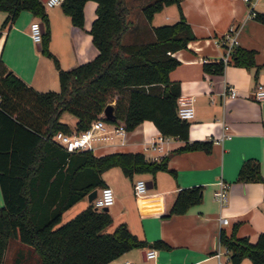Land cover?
<instances>
[{
	"label": "trees",
	"instance_id": "1",
	"mask_svg": "<svg viewBox=\"0 0 264 264\" xmlns=\"http://www.w3.org/2000/svg\"><path fill=\"white\" fill-rule=\"evenodd\" d=\"M85 1H61L75 24L84 25ZM96 2L89 31L97 53L63 67L49 46L51 26L44 0H0V9L7 11L3 26L22 8L31 9L44 22L41 48L53 58L60 79L59 88L39 90L0 57V185L4 198L0 203V264H7L6 251L14 246L27 247L17 257L20 264H99L134 246H168L162 237L149 242L139 236L127 221L105 229L112 214L108 207L95 205V196L63 221L62 214L105 184L102 172L111 165H119L130 177L143 170L174 171L168 166L172 151L211 147L212 138L190 139V121L177 111L181 84L169 75L180 61L176 49L195 36L181 0H140L143 24L135 22L131 14L135 5L128 0ZM171 2H177L179 18L151 24L154 12ZM254 14L264 22V11ZM255 54L256 48L234 44L227 60H206L202 66L214 72H223L226 62L252 66L256 65ZM108 102L114 104L113 116L106 117L109 120L131 128L151 118L162 133L177 134L184 143L156 159L142 150H69L54 138L59 129L85 128ZM66 109L77 117L74 127L62 118ZM237 178L264 180L259 160H243ZM202 195L200 183L163 191L159 194L162 215L185 211ZM219 238L230 250L232 264H239L245 256L249 264H264V228L255 240L248 234L239 235L236 225L230 233L222 228Z\"/></svg>",
	"mask_w": 264,
	"mask_h": 264
},
{
	"label": "crops",
	"instance_id": "2",
	"mask_svg": "<svg viewBox=\"0 0 264 264\" xmlns=\"http://www.w3.org/2000/svg\"><path fill=\"white\" fill-rule=\"evenodd\" d=\"M128 1L140 5L138 0ZM85 2L84 25L75 24L61 2L46 6L51 26L49 46L63 67H71L97 53L89 31L97 2ZM181 6L195 36L186 46L176 49L180 61L169 75L181 84L180 92L193 94L195 112L189 119L190 139L209 137L212 144L208 150L172 151L168 166L174 171L165 168L155 173L143 170L130 177L119 165L103 170L105 182L113 185L115 190V199L108 206L113 218L108 230L120 221H127L136 234L146 237L149 242L162 237L169 245L134 246L111 261L99 264H117L127 258L132 264H190L196 259L200 264H217L214 252L220 243L222 228L230 233L236 225L239 235L248 234L253 240L264 228V180L237 178L241 164L247 158H257L264 175V98H256L252 92L257 81L264 82V65L261 64L264 62V22L248 14L251 8L264 11V0H181ZM157 11L160 12L158 15ZM179 12L177 2L165 4L154 12L151 24L177 19ZM6 14V10L0 9V57L35 88H59L58 67L42 50L41 41H36L30 32L31 21L40 17L31 9L22 8L13 21L3 26ZM134 17L135 22H145L141 10ZM231 25L235 26L236 44L256 48V65L226 62L223 72L205 70L204 61L223 57L225 45L216 42L215 38L226 33ZM227 83L238 87L236 96L224 94ZM62 118L75 126L77 117ZM159 132L153 119L144 118L126 128L123 134H116L108 141H96L93 151L142 150L147 157L158 159L185 141L177 134H164V138L154 142ZM142 177L150 179L152 185L138 195L133 183ZM220 178L230 182L223 202L213 194ZM194 183L203 185L201 200L185 211L162 215L159 194ZM87 197L90 201L86 194L64 211H70L68 216L75 214L89 203ZM3 202L0 185V203ZM226 215L228 220L224 222L221 217ZM150 246L156 248L155 256L147 255L146 248ZM24 251L27 247L9 248L6 254L10 252V264H20L17 257ZM249 263L243 259L239 264Z\"/></svg>",
	"mask_w": 264,
	"mask_h": 264
},
{
	"label": "built area",
	"instance_id": "3",
	"mask_svg": "<svg viewBox=\"0 0 264 264\" xmlns=\"http://www.w3.org/2000/svg\"><path fill=\"white\" fill-rule=\"evenodd\" d=\"M62 0H44L46 6L59 3ZM255 9L251 8L248 14L255 15ZM235 26L231 25L226 33L215 38L216 42L225 45V53L223 58L227 60L231 53L232 46L236 44ZM30 32L32 37L36 41H41L42 28L41 20L36 18L31 21ZM229 38V40H228ZM256 98H264V82L257 81L256 86L252 90ZM224 94L227 96H236L238 94V87L233 83H227L224 88ZM178 114L184 118L190 119L193 117L195 112V104L192 93L180 92L177 96ZM125 122H115L106 118L104 110L102 113L92 118L90 124L81 130L76 131H65L62 129L57 130L54 133V138L65 146L69 150L82 149V148H93L96 141H108L115 137L116 134H123L126 129ZM230 135V133H228ZM164 138V133L159 132L157 137L154 138V142L158 139ZM219 185L213 190L214 197L220 202L225 200L227 190L230 182L227 179L220 178L218 180ZM134 191L136 194H142L147 188L148 184L144 177L137 178L134 181ZM115 199V190L113 185L110 183L102 184L98 189L94 197V203L98 206H109ZM222 221L226 222L228 216H222ZM148 256H155L157 254L156 248L150 246L146 248ZM230 250L224 246L221 241L216 247L215 254L217 255V264H232L229 255ZM117 264H132L130 259L119 260ZM190 264H200L198 259L194 260Z\"/></svg>",
	"mask_w": 264,
	"mask_h": 264
},
{
	"label": "rangeland",
	"instance_id": "4",
	"mask_svg": "<svg viewBox=\"0 0 264 264\" xmlns=\"http://www.w3.org/2000/svg\"><path fill=\"white\" fill-rule=\"evenodd\" d=\"M134 1H137V0H134ZM139 2H140V0H138ZM133 12H135L134 14L135 15H138V13L140 14V9H139V6H137V5H135L134 6V11H132V15H133ZM160 12H156V15H158ZM155 17H157V16H155ZM156 20V18L154 19V21ZM64 118L65 117H68V118H70V119H73V118H75L76 117V115L73 113V112H71L70 110H68V109H66V110H64V112H63V115H62ZM87 203L89 202V199H88V197H87ZM84 207V206H83ZM68 212H70V211H64L63 212V214H62V218H61V221H63V220H65V219H67V218H69L70 216H68ZM76 213V212H75ZM72 215H74V214H72ZM71 215V216H72ZM108 227H109V225L108 226H106V228L105 229H107L108 230ZM11 244H15V243H11ZM244 260H249L250 261V258L248 257V256H245L244 258H243ZM243 261V260H242ZM245 262V261H244ZM6 263L7 264H10L11 263V257H10V252L8 253V256H7V259H6Z\"/></svg>",
	"mask_w": 264,
	"mask_h": 264
},
{
	"label": "water",
	"instance_id": "5",
	"mask_svg": "<svg viewBox=\"0 0 264 264\" xmlns=\"http://www.w3.org/2000/svg\"><path fill=\"white\" fill-rule=\"evenodd\" d=\"M41 28H42V30H44V22L42 20H41ZM113 107H114L113 102L107 103V105L104 108V113H105L106 117H112L113 116ZM146 182H147L148 186L152 185L150 179H147ZM94 191H95L94 194L88 193V196L90 199L93 198L95 196V194L97 193V188H95ZM105 207H108V206H105Z\"/></svg>",
	"mask_w": 264,
	"mask_h": 264
}]
</instances>
